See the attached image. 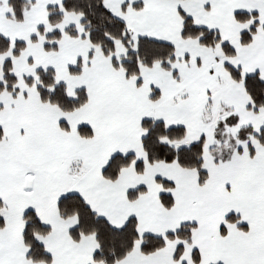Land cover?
<instances>
[{
    "label": "snow or ice",
    "instance_id": "6c2138e0",
    "mask_svg": "<svg viewBox=\"0 0 264 264\" xmlns=\"http://www.w3.org/2000/svg\"><path fill=\"white\" fill-rule=\"evenodd\" d=\"M0 264H264V0H0Z\"/></svg>",
    "mask_w": 264,
    "mask_h": 264
}]
</instances>
